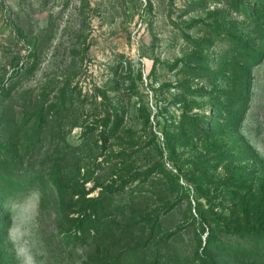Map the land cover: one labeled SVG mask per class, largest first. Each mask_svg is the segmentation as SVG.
<instances>
[{
    "label": "rangeland",
    "instance_id": "rangeland-1",
    "mask_svg": "<svg viewBox=\"0 0 264 264\" xmlns=\"http://www.w3.org/2000/svg\"><path fill=\"white\" fill-rule=\"evenodd\" d=\"M0 264H264V0H0Z\"/></svg>",
    "mask_w": 264,
    "mask_h": 264
}]
</instances>
